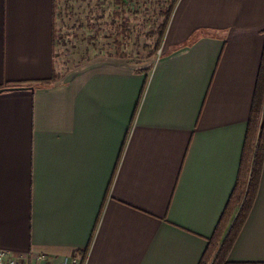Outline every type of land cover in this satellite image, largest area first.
I'll return each mask as SVG.
<instances>
[{
  "label": "crops",
  "instance_id": "crops-1",
  "mask_svg": "<svg viewBox=\"0 0 264 264\" xmlns=\"http://www.w3.org/2000/svg\"><path fill=\"white\" fill-rule=\"evenodd\" d=\"M88 1L0 0V250L199 264L235 186L264 0H177L156 55L87 33L64 63L57 7ZM228 261L264 264V162Z\"/></svg>",
  "mask_w": 264,
  "mask_h": 264
},
{
  "label": "trees",
  "instance_id": "trees-1",
  "mask_svg": "<svg viewBox=\"0 0 264 264\" xmlns=\"http://www.w3.org/2000/svg\"><path fill=\"white\" fill-rule=\"evenodd\" d=\"M116 6L122 7L124 0H113ZM177 0H172L168 9L162 14L163 21L157 27L153 37L155 43L151 56L156 55L168 20L172 14ZM114 37V51L118 57H125L122 52L123 44L128 40V28L120 26ZM43 84V83H42ZM19 85L11 84L8 88H16ZM264 162V52L261 59L258 83L252 102L250 118L247 123L242 154L236 176L234 189L228 199L226 208L215 228L213 236L209 239L199 264H231L228 256L232 250L241 228L253 206L258 184L260 181ZM237 208L233 220L228 225V220ZM86 252V251H85ZM86 253H81L84 260Z\"/></svg>",
  "mask_w": 264,
  "mask_h": 264
},
{
  "label": "rangeland",
  "instance_id": "rangeland-1",
  "mask_svg": "<svg viewBox=\"0 0 264 264\" xmlns=\"http://www.w3.org/2000/svg\"><path fill=\"white\" fill-rule=\"evenodd\" d=\"M171 1L124 0L122 7L116 6L113 0H92L81 4L61 3L56 11V24L60 35L66 36L57 48L59 59L64 63L72 62L74 54L79 51L83 53V41L88 36L87 33L99 38L100 43L106 37L107 43L103 42L106 44L105 49L113 51V40L120 26L127 27L130 34L128 42L123 46L129 58H145L155 43L156 38L152 33L163 21L160 14L168 9ZM96 38L93 39L97 41ZM60 69L61 67V73L67 71L65 67Z\"/></svg>",
  "mask_w": 264,
  "mask_h": 264
},
{
  "label": "built area",
  "instance_id": "built-area-1",
  "mask_svg": "<svg viewBox=\"0 0 264 264\" xmlns=\"http://www.w3.org/2000/svg\"><path fill=\"white\" fill-rule=\"evenodd\" d=\"M35 264H84V260L77 256L63 257L60 260H49L41 255L35 258ZM0 264H30L24 259L10 255L8 252L0 250Z\"/></svg>",
  "mask_w": 264,
  "mask_h": 264
},
{
  "label": "water",
  "instance_id": "water-1",
  "mask_svg": "<svg viewBox=\"0 0 264 264\" xmlns=\"http://www.w3.org/2000/svg\"><path fill=\"white\" fill-rule=\"evenodd\" d=\"M4 90H19L18 88H9V89H4ZM3 91V89L2 90H0V92H2Z\"/></svg>",
  "mask_w": 264,
  "mask_h": 264
}]
</instances>
